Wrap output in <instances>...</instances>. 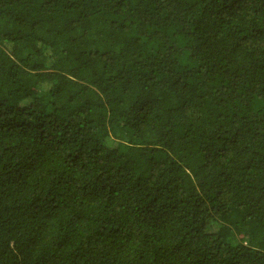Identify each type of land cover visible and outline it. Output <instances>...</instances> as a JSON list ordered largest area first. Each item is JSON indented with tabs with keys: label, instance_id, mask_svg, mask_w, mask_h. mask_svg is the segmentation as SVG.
Masks as SVG:
<instances>
[{
	"label": "trees",
	"instance_id": "16d2710c",
	"mask_svg": "<svg viewBox=\"0 0 264 264\" xmlns=\"http://www.w3.org/2000/svg\"><path fill=\"white\" fill-rule=\"evenodd\" d=\"M0 264H264V0H0Z\"/></svg>",
	"mask_w": 264,
	"mask_h": 264
}]
</instances>
